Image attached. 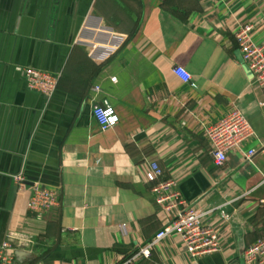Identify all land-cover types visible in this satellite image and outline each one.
<instances>
[{
	"label": "crops",
	"instance_id": "0c3cea01",
	"mask_svg": "<svg viewBox=\"0 0 264 264\" xmlns=\"http://www.w3.org/2000/svg\"><path fill=\"white\" fill-rule=\"evenodd\" d=\"M245 23L264 43V0H0V242L20 244L14 264H112L150 240L165 217L149 160L199 200L221 245L193 257L171 234L141 264H245L264 231V96L234 37ZM28 65L60 73L50 98L27 87ZM93 84L118 116L105 130ZM234 107L254 134L217 166L204 129ZM22 170L31 183L18 189ZM35 181L56 194L39 216Z\"/></svg>",
	"mask_w": 264,
	"mask_h": 264
},
{
	"label": "built area",
	"instance_id": "2783aa9c",
	"mask_svg": "<svg viewBox=\"0 0 264 264\" xmlns=\"http://www.w3.org/2000/svg\"><path fill=\"white\" fill-rule=\"evenodd\" d=\"M253 25L245 23L234 32L241 59L251 71L253 83L258 86L264 96V43H256L251 36ZM76 42L81 41L80 29L74 37ZM174 73L184 83L191 80L190 74L182 67L175 66ZM22 75L29 89L35 90L47 98H50L60 78L59 72H51L33 66H24ZM111 80H115L112 77ZM101 91L98 84L91 86L90 97L91 114L101 130L113 127L118 123V116L107 98L97 99L96 94ZM204 133L210 144V154L215 165H222L230 150H242L243 143L248 140L254 130L241 112L234 107L229 113L221 116L204 129ZM256 149L251 148L243 152L244 159L251 161ZM163 169L154 160L146 161L144 177L150 183L154 201L165 220L162 227L147 242L137 245L130 253L119 257L112 264H141L142 259H148L155 244L166 236L176 234L180 237L182 246L193 257H199L220 248V238L214 228L202 222L204 213L197 211L198 201L186 202L180 196L177 181L173 178H162ZM18 189H23L27 184V178L23 171L12 176ZM56 204L55 191L44 187L40 182L31 184V195L27 207L37 216ZM27 242V241H26ZM20 245V244H18ZM10 236L0 243V264H14V252L16 247ZM24 245V244H22ZM245 264H264V231L249 245L243 253Z\"/></svg>",
	"mask_w": 264,
	"mask_h": 264
},
{
	"label": "water",
	"instance_id": "95a60500",
	"mask_svg": "<svg viewBox=\"0 0 264 264\" xmlns=\"http://www.w3.org/2000/svg\"><path fill=\"white\" fill-rule=\"evenodd\" d=\"M23 171V170H22ZM18 173V172H17ZM23 173H24V175L26 176V174L28 173V171L27 170H25V171H23ZM27 183H31V182H28L27 181ZM1 243V242H0Z\"/></svg>",
	"mask_w": 264,
	"mask_h": 264
},
{
	"label": "rangeland",
	"instance_id": "374dc122",
	"mask_svg": "<svg viewBox=\"0 0 264 264\" xmlns=\"http://www.w3.org/2000/svg\"><path fill=\"white\" fill-rule=\"evenodd\" d=\"M248 119V118H247Z\"/></svg>",
	"mask_w": 264,
	"mask_h": 264
}]
</instances>
